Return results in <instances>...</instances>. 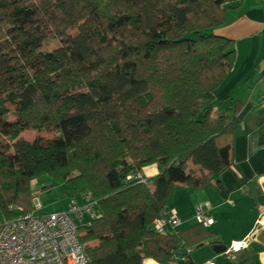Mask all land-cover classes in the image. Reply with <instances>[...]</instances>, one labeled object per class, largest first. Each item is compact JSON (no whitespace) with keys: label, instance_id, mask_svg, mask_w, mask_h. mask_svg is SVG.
I'll return each mask as SVG.
<instances>
[{"label":"trees","instance_id":"1","mask_svg":"<svg viewBox=\"0 0 264 264\" xmlns=\"http://www.w3.org/2000/svg\"><path fill=\"white\" fill-rule=\"evenodd\" d=\"M226 1L0 0L4 222L34 211L32 182L48 176L68 199L96 204L79 230L88 264H193L188 251L210 244L209 231L152 224L174 185L198 190L232 166L241 107L214 112L235 60L232 42L213 34ZM132 174L145 184L127 182Z\"/></svg>","mask_w":264,"mask_h":264},{"label":"crops","instance_id":"2","mask_svg":"<svg viewBox=\"0 0 264 264\" xmlns=\"http://www.w3.org/2000/svg\"><path fill=\"white\" fill-rule=\"evenodd\" d=\"M224 8L226 22L213 34L232 42L235 60L214 94V112L223 114L230 101L241 107L230 152L232 166L198 190L174 185L166 212L176 214L179 225L166 228L164 234L195 225L194 209L204 205L213 220L206 229L212 235L209 243L216 245L188 251L193 264H264V0H227ZM156 171L144 174L152 178ZM242 240H249L248 246L234 256L213 251ZM201 250L206 257L196 263L193 256Z\"/></svg>","mask_w":264,"mask_h":264},{"label":"built area","instance_id":"3","mask_svg":"<svg viewBox=\"0 0 264 264\" xmlns=\"http://www.w3.org/2000/svg\"><path fill=\"white\" fill-rule=\"evenodd\" d=\"M127 182L145 184L139 174L126 178ZM95 202L89 194L79 198H69L65 212L47 216L18 215L0 224V264H88L80 242V227L86 225L87 218L94 217ZM34 211L41 209L39 200L33 199ZM16 212L20 209L13 208ZM196 223L204 229L213 225L205 206L194 209ZM179 220L174 213H163L153 221V230L164 234L166 228H175ZM249 240L233 242L224 252L234 256L248 246ZM205 264H215L208 261Z\"/></svg>","mask_w":264,"mask_h":264},{"label":"rangeland","instance_id":"4","mask_svg":"<svg viewBox=\"0 0 264 264\" xmlns=\"http://www.w3.org/2000/svg\"><path fill=\"white\" fill-rule=\"evenodd\" d=\"M58 45L59 44L56 41L51 42L48 46L44 48V50L50 51L53 48L58 47ZM38 136L46 139H53L55 138V133L53 131H49L42 134H37L35 132H26L23 134V138L30 141L37 138ZM188 167L193 168L190 163L188 164ZM150 169H155V171L157 170L155 166H152L147 168L144 173L148 175L147 173ZM156 172H158V170ZM31 191L32 194L35 195L36 199L39 200V203L41 205V209L33 211L35 212V216L40 217L51 214H59L65 212L68 208L65 187L57 183L53 178H50L48 176L40 177L38 180L32 182ZM96 215H99V211H96ZM86 220L88 221V219ZM0 221H4V217L2 216V214H0ZM205 257L206 252L204 250L199 251L197 255L193 256L196 263L203 260Z\"/></svg>","mask_w":264,"mask_h":264},{"label":"water","instance_id":"5","mask_svg":"<svg viewBox=\"0 0 264 264\" xmlns=\"http://www.w3.org/2000/svg\"><path fill=\"white\" fill-rule=\"evenodd\" d=\"M225 250H226L225 248H217V247H213V251H214V253H216V254H218V253H220V252H223V253H224ZM186 254H187V252H182V253H181V256L184 257ZM179 262H180V261H179ZM149 264H156V263H154V262L151 261V263H149Z\"/></svg>","mask_w":264,"mask_h":264},{"label":"bare ground","instance_id":"6","mask_svg":"<svg viewBox=\"0 0 264 264\" xmlns=\"http://www.w3.org/2000/svg\"><path fill=\"white\" fill-rule=\"evenodd\" d=\"M149 263H151V261H146L144 264H149Z\"/></svg>","mask_w":264,"mask_h":264}]
</instances>
